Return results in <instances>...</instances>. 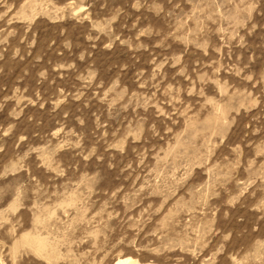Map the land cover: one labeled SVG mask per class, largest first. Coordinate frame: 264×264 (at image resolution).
<instances>
[{"label": "rangeland", "instance_id": "obj_1", "mask_svg": "<svg viewBox=\"0 0 264 264\" xmlns=\"http://www.w3.org/2000/svg\"><path fill=\"white\" fill-rule=\"evenodd\" d=\"M264 264V0H0V264Z\"/></svg>", "mask_w": 264, "mask_h": 264}, {"label": "bare ground", "instance_id": "obj_2", "mask_svg": "<svg viewBox=\"0 0 264 264\" xmlns=\"http://www.w3.org/2000/svg\"><path fill=\"white\" fill-rule=\"evenodd\" d=\"M114 264H140L138 261L131 257L118 258Z\"/></svg>", "mask_w": 264, "mask_h": 264}]
</instances>
